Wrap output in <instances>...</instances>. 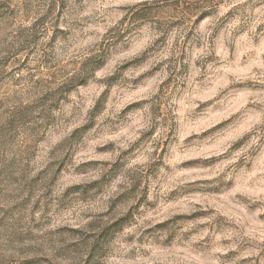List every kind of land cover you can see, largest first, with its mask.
I'll return each instance as SVG.
<instances>
[{
	"label": "rangeland",
	"instance_id": "1",
	"mask_svg": "<svg viewBox=\"0 0 264 264\" xmlns=\"http://www.w3.org/2000/svg\"><path fill=\"white\" fill-rule=\"evenodd\" d=\"M0 264H264V0H0Z\"/></svg>",
	"mask_w": 264,
	"mask_h": 264
}]
</instances>
